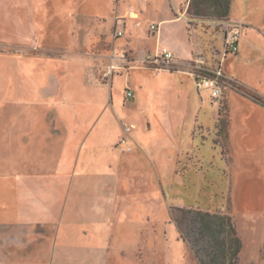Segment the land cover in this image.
Wrapping results in <instances>:
<instances>
[{
  "label": "rangeland",
  "instance_id": "rangeland-1",
  "mask_svg": "<svg viewBox=\"0 0 264 264\" xmlns=\"http://www.w3.org/2000/svg\"><path fill=\"white\" fill-rule=\"evenodd\" d=\"M183 2L180 7L189 3V20L220 32L216 40L221 41L233 23H242L264 43V0ZM93 8V0H0L3 264H264V151L254 155L247 148L232 162L211 121L209 134L195 130L193 140L188 138L196 152L206 138L205 159L178 161L168 143L172 127H158V101L146 96L136 108L118 109L125 113L122 125L132 126V152L112 144L108 158L113 162L105 160L98 174L81 177L76 174L79 166L73 165L71 119L54 109L46 118L27 116L28 111L44 109L42 102L28 97L30 79H40L47 100L59 95L63 103L67 86L82 82L88 88L90 75L104 82L118 38L115 29L98 28ZM220 41L214 43V58L235 78L261 90L256 81L264 74V45H244L224 61ZM123 83V77L114 78V96L123 94ZM226 83L244 90L239 82ZM164 91L165 109L171 104L180 112L194 110L190 100L175 101L177 87L167 84ZM194 91L206 98L196 85ZM206 104L217 108L213 101ZM218 111L225 115L223 98ZM34 131L41 137L50 132L45 151L28 148ZM28 153L33 154L31 160ZM96 205L93 213L107 228L109 246L106 229L91 223L89 213ZM174 228L185 246L176 245Z\"/></svg>",
  "mask_w": 264,
  "mask_h": 264
},
{
  "label": "crops",
  "instance_id": "crops-1",
  "mask_svg": "<svg viewBox=\"0 0 264 264\" xmlns=\"http://www.w3.org/2000/svg\"><path fill=\"white\" fill-rule=\"evenodd\" d=\"M181 3H184L183 0H93L94 8L90 11L98 23V28L104 30L106 27H111L115 29V32L123 33L113 45V54L124 53L130 59L128 61L115 60L113 63L119 67L106 82L93 79L90 75V78H87L90 82L88 88H83L82 82L73 84V87L67 86L64 103L59 95L55 99L47 100L44 97L47 95L46 92H42L43 88H40L39 78L30 79L29 85L27 83L28 97L36 102H42L44 107V109H33L34 111L31 113L28 111L29 115L27 116L34 117L39 114V118H46L48 112L54 109L59 113L58 115H64L65 118L71 119L70 126L74 135L72 138L76 142L73 146L76 153L73 165L79 166V170L76 171L78 176L98 174L99 170L105 166V160L113 162V158H108L109 148L112 144L119 142L123 134L122 121L125 118V113L118 109L136 108L138 101L145 99L146 96L158 101H155V104H158L157 110L160 111L158 127L162 129L172 127L168 143L171 144V149L175 150L178 161L183 157L188 160H199V162L205 159L206 154L202 152V147L206 143V138L202 137V147L197 148V152L192 148L193 142L190 140H193L195 130H198L200 134H209L211 121L214 124V135L216 134L219 140L222 139L227 154H229L228 158L232 162H235L236 153L242 155L247 148L254 155L264 151V103L260 101L262 98L264 99V74L256 81L262 87L261 90H256L248 81L235 78L230 68H226L222 65L221 60L214 58L216 54L218 55L214 43L220 41V39L216 40L217 37H221L220 32H214L211 27L202 25L201 22L189 20L186 16L189 3L185 7H180ZM81 7L88 8L84 3H81ZM240 24L242 25L240 40L237 45L238 50L234 55L241 52L244 45L251 49H255L256 45L258 47L264 45L258 33L251 26ZM151 25H155L157 28L153 33L149 30ZM213 37L215 38L214 42L212 41ZM220 42L222 43V38ZM163 48L169 50L178 63L170 69H154L136 61V58L141 59L147 53L155 54ZM223 52L224 61L233 55L226 53L224 49ZM198 58L204 61L207 67H219L224 74L239 82L244 88L243 92L224 83L222 95L218 99H213L211 91L207 89L203 90L207 94L206 98L201 92L195 93V73L191 69H186L182 64ZM117 76L124 78L122 85L124 90L120 97L113 94V80ZM167 84H171L173 89L177 87L176 102L190 100L194 110L180 112L177 108L173 109L171 104L165 109L162 96L166 97L167 95V91H164ZM59 91H62L61 87ZM127 91L132 93L131 98L126 97ZM179 91L181 92L179 93ZM60 92L59 94H61ZM67 98H70V104H68ZM222 98L225 101L224 117L218 111V102ZM46 101L48 102L46 103ZM53 101L58 103L52 105ZM207 101H213L217 108L214 109L210 105L211 109L206 104ZM40 105L42 106V104L38 106ZM50 106H54V108ZM162 108L165 111L161 110ZM143 114V110L138 112L140 116ZM218 117L222 118L220 122L222 135L220 134V136H217V132L221 129ZM49 134L50 132L41 137L40 135L36 136L35 131L32 132V139H28V148L34 151H45L48 149ZM66 141L68 142L67 138ZM160 144L161 140L158 142V146ZM28 155L31 160L30 156L33 154L28 153ZM63 158L64 164H67V157ZM110 162L108 166H110ZM75 180L78 181V178ZM95 207L97 205L92 207V217L90 213L89 216L93 227L98 228L97 225L103 226V224L96 219L93 213ZM84 210L86 211V209ZM84 210L83 212L86 213ZM3 225V211L0 208V227ZM104 229L107 231L106 227ZM174 231L176 245L185 246V239L183 242L179 238L176 228ZM109 239L108 233L105 245L109 246ZM3 256L0 255V264L4 263Z\"/></svg>",
  "mask_w": 264,
  "mask_h": 264
},
{
  "label": "built area",
  "instance_id": "built-area-1",
  "mask_svg": "<svg viewBox=\"0 0 264 264\" xmlns=\"http://www.w3.org/2000/svg\"><path fill=\"white\" fill-rule=\"evenodd\" d=\"M242 25L240 23H233L231 26L228 27L226 30L224 37L222 38V45L223 49L226 53L235 54L238 50V42L240 40V30ZM157 28L155 26H150V32H155ZM122 36L121 31H117L114 34V37ZM111 65H109L103 74L102 80H108L114 73V71L119 67L116 63H113L115 60L119 61H128L130 58L127 54L121 53L119 55L111 54ZM143 66H149L154 69H170L172 66L178 64L174 60L173 54L163 48L161 51L155 54L147 53L141 59L136 58ZM186 69H191L195 73V85L197 90H210L213 99H218L222 95V85L228 82H234L233 79L226 74H224L219 67H207L204 61L200 60L199 58L182 64ZM126 97L131 98L132 93L130 91L126 92ZM132 130V126L123 125L122 126V136L119 139L118 144L120 146H124V150L126 152L131 151V139L130 133Z\"/></svg>",
  "mask_w": 264,
  "mask_h": 264
}]
</instances>
